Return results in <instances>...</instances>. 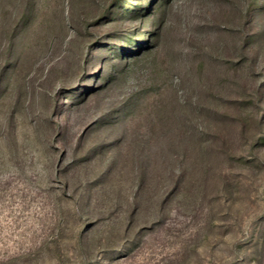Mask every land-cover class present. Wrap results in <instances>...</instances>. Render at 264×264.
<instances>
[{
	"label": "rangeland",
	"instance_id": "1",
	"mask_svg": "<svg viewBox=\"0 0 264 264\" xmlns=\"http://www.w3.org/2000/svg\"><path fill=\"white\" fill-rule=\"evenodd\" d=\"M245 7L0 0V264H264Z\"/></svg>",
	"mask_w": 264,
	"mask_h": 264
},
{
	"label": "trees",
	"instance_id": "2",
	"mask_svg": "<svg viewBox=\"0 0 264 264\" xmlns=\"http://www.w3.org/2000/svg\"><path fill=\"white\" fill-rule=\"evenodd\" d=\"M246 3V13L244 28L237 34L231 32L232 38L226 44L227 51L232 48L236 49L241 55V64L249 67L250 72L255 73L257 69L263 70L264 76V26L260 30H255L253 18L255 13H264V0H245ZM7 66H0V100L4 99L5 87L8 85H13V78L9 73H7ZM11 85V86H12ZM258 93L260 95L261 101L264 99V82L258 87ZM262 107V106H261ZM259 118V123L262 121ZM244 127V126H243ZM264 141V128L262 131L256 134L252 146L259 145Z\"/></svg>",
	"mask_w": 264,
	"mask_h": 264
}]
</instances>
